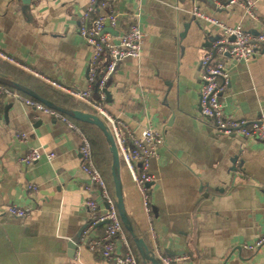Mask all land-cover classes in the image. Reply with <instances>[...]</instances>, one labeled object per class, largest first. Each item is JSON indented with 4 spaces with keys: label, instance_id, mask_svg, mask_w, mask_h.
<instances>
[{
    "label": "crops",
    "instance_id": "1",
    "mask_svg": "<svg viewBox=\"0 0 264 264\" xmlns=\"http://www.w3.org/2000/svg\"><path fill=\"white\" fill-rule=\"evenodd\" d=\"M23 1L0 0V51L44 79L84 90L91 50L78 36L77 22L88 2ZM108 8L117 16L110 30L118 35L139 9L144 38L139 63H119L107 87L106 109L113 116L125 114L126 125L136 134L146 114L164 136L150 168L159 180L149 187L150 223L121 164L123 203L137 232L152 253L156 246L169 257L189 256L184 264H264V246L254 253L245 250L264 235V144L217 135L199 107L200 62L220 39V30L210 21L257 34L264 30V0H257L252 17L240 4L217 11L202 0H144L139 7L136 0H101L93 16ZM110 43L116 45L117 37ZM217 60L226 74V83L218 80L224 114L256 121L264 114V54L247 64L230 54ZM0 72L61 109L93 115L82 102L1 61ZM65 118L67 123L11 97L0 101V264H111L99 249H88V242L103 238L104 226L86 230L71 250L70 241L90 221L84 188L91 182L80 170L81 137L89 142L94 166L112 199L114 189L111 158L99 131ZM19 134L28 135L40 154L28 168L18 164ZM50 155L54 159L48 161ZM32 184L39 188L38 196L29 191ZM92 198L103 214L105 201L95 186ZM12 207L31 213L17 219L8 213Z\"/></svg>",
    "mask_w": 264,
    "mask_h": 264
},
{
    "label": "built area",
    "instance_id": "2",
    "mask_svg": "<svg viewBox=\"0 0 264 264\" xmlns=\"http://www.w3.org/2000/svg\"><path fill=\"white\" fill-rule=\"evenodd\" d=\"M86 1L88 2V8L77 22L78 36L91 50L90 60L86 69L87 86L84 90H70L58 83L44 79L1 51L0 61L43 81L51 88L68 95L73 100L82 102L93 112L94 116L104 123L114 139L120 164H123L128 171L142 198L144 212L147 221L150 223L149 186L159 182L150 173V168L151 164L158 158V148L163 144L164 136L154 128L146 114H144V123L140 133L136 134L131 131L125 123V120L128 119L125 114L113 116L107 111L105 94L106 87L120 62L130 59L139 63L141 59L144 36L139 22V9L131 15V23L128 29L117 36L118 43L112 45L110 41L113 36L106 32V26L109 29H114L117 23L115 12L108 8L105 14L93 16L94 9L101 0ZM143 1L136 0L138 7ZM210 1L215 5L217 11L229 10L240 4L244 14L250 17L254 14L257 2V0ZM105 3L106 1L102 5L105 6ZM193 15L202 21L206 19L198 13H193ZM210 22L220 30L221 36L200 62L199 107L201 117L209 123L210 128L217 135L242 138L264 144V114H261L252 123L234 120L224 114L219 101L220 88L218 80L226 83V74L222 63L217 60L218 57L230 54L233 60L247 64L254 57L264 54V30L257 34H251L244 31L240 26H228L214 21ZM103 59L105 60L104 68L100 73L99 66ZM8 90L0 85V101L4 96L11 97L35 112H42L67 123L65 116L46 109L36 101L25 100L18 95H12ZM18 143L22 147V155L18 159V164L26 168L36 164L40 154L38 150L31 147L29 136L19 134ZM79 155L80 170L91 182L90 186L84 188L85 205L92 220L89 228H94L101 223L107 222L103 238L88 242V249L90 251L99 249L101 258L111 264H138L134 247L115 209V201L107 193L101 175L94 166L91 146L84 137H81ZM52 159H54L53 155L47 157L48 161ZM240 174L239 168L235 166L234 175L238 176ZM93 186L98 188L107 208L101 215H98L99 207L92 198ZM28 189L34 196L40 194L39 188L33 184ZM8 213L14 218L25 219L31 212L12 207L8 210ZM149 231L152 238H154L150 224ZM263 246L264 235L255 244L246 246L245 250L254 253ZM153 255L159 264H184L190 260L187 255L169 257L156 246H154Z\"/></svg>",
    "mask_w": 264,
    "mask_h": 264
},
{
    "label": "water",
    "instance_id": "3",
    "mask_svg": "<svg viewBox=\"0 0 264 264\" xmlns=\"http://www.w3.org/2000/svg\"><path fill=\"white\" fill-rule=\"evenodd\" d=\"M207 6L214 7L215 5L210 0H202ZM24 4L27 3V0L23 1ZM191 3H195L196 0H190ZM186 29V27H185ZM106 32L110 33L112 36L117 37L118 34L108 28L106 26ZM112 79V78H111ZM110 79V81H111ZM109 81V83H110ZM108 83V84H109ZM0 85L12 90L14 92H17L19 94H22L24 96H27L36 102L40 103L42 106H44L46 109H49L51 111L57 112L65 117H67L70 120H73L77 123L87 125L90 127H93L99 131L102 138L104 139V142L108 148V153L111 158V166H110V175L111 180L113 184L114 189V201H115V209L117 211L118 217L120 219V222L125 230V232L128 234L132 245L142 262V264H159L156 259L154 258L153 253L149 249V247L146 245L142 237L137 232L136 228L134 227L132 221L130 220L128 214L126 213V209L123 203L122 198V189H121V178H120V171H121V164L119 161L118 151L114 142V139L108 130V128L104 125V123L96 116L88 114V113H82L80 111H71V110H65L61 109L55 105H53L50 102H47L43 100L42 98L38 97L36 94L30 92L29 90L23 88L22 86L16 84L15 82L8 79V77L0 72ZM108 87V85H107ZM107 87H106V98L107 101L109 99V94L107 93ZM150 187V186H149ZM105 209H107L105 207ZM107 222L99 224L97 227L100 226H106ZM88 229V225L85 226L80 233L70 241L71 250L74 251L75 248L79 245V242L83 236L84 233H86V230Z\"/></svg>",
    "mask_w": 264,
    "mask_h": 264
},
{
    "label": "trees",
    "instance_id": "4",
    "mask_svg": "<svg viewBox=\"0 0 264 264\" xmlns=\"http://www.w3.org/2000/svg\"><path fill=\"white\" fill-rule=\"evenodd\" d=\"M103 68H104V64H102L101 66H99V71H100V73L103 71ZM97 188V187H96ZM98 189V188H97ZM101 195V194H100ZM100 211V210H99ZM98 215H101V213H99L98 212ZM92 224V220H91V218H90V221H89V224H88V228H89V226ZM97 227V226H96ZM96 227H94V228H96ZM104 228H105V226H104ZM106 229V228H105ZM102 238V237H101Z\"/></svg>",
    "mask_w": 264,
    "mask_h": 264
},
{
    "label": "rangeland",
    "instance_id": "5",
    "mask_svg": "<svg viewBox=\"0 0 264 264\" xmlns=\"http://www.w3.org/2000/svg\"><path fill=\"white\" fill-rule=\"evenodd\" d=\"M220 36H221V33H220ZM107 148V147H106ZM100 153H99V149H96V151H94V157H95V159H99V157H100V155H99ZM99 171V170H98ZM99 173H101L102 174V172H100L99 171ZM100 174V175H101ZM102 176H103V174H102ZM102 176H101V178H102Z\"/></svg>",
    "mask_w": 264,
    "mask_h": 264
}]
</instances>
